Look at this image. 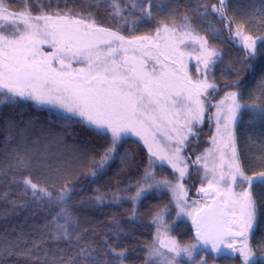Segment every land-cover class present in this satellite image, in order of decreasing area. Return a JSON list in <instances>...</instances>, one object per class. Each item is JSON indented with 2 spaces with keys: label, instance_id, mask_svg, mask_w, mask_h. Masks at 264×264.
<instances>
[{
  "label": "snow or ice",
  "instance_id": "obj_1",
  "mask_svg": "<svg viewBox=\"0 0 264 264\" xmlns=\"http://www.w3.org/2000/svg\"><path fill=\"white\" fill-rule=\"evenodd\" d=\"M24 4L17 12L7 0H0V109L8 110L0 112L8 160L6 166H0V176L11 174L10 183L21 188L20 195L30 193L38 206L46 203L58 209L40 230L41 241L57 246L42 250L39 242L32 241L29 247L23 234L15 240L0 238V264L11 256L34 264H127L128 260L129 249L119 247L121 237L128 233L115 215L102 245L85 239L89 230H80L79 219L69 206L72 190L65 177L67 169L50 164L31 148L27 139L31 121L17 120L11 114L28 102L58 109L65 121L81 123L108 141L99 160L89 166L92 177L102 175L117 158L123 167L128 166L135 154L125 149L121 155L119 151L127 137L143 143L148 163L135 184L109 192L97 188L88 201L92 206L130 201L131 223L139 213L137 204L148 193L167 190L171 194L168 204L151 213L156 229L151 244L144 246L142 264H208L207 255L196 259L202 251H210L214 259L223 255L238 264H264V256L257 258L251 243L264 224V162L249 174L236 134L242 111L251 114L249 123H264V76L258 84L257 102L241 103V68L255 72V61L264 56V35L247 32L248 20L236 22L238 9L230 6V0H216L210 8L209 0H197L179 21L178 9L173 8L154 31L141 35L135 34L139 22L154 19L153 11L160 10L152 0L147 4L144 0H111L107 14L115 28L98 23L93 11L81 9L74 15L72 9L61 10L58 3L53 9L51 0L47 4L24 0ZM257 11L264 13V7ZM210 14L222 28L210 23L204 27ZM130 20L129 34L124 35L121 28ZM198 27H203L204 35ZM223 30L228 39L242 46L244 55L241 68L232 66L229 73L235 78H225L222 85L230 90L213 103L220 90L212 78L213 66L223 62V54L210 41L218 39ZM191 59L196 61L195 75L189 70ZM206 118L210 127L215 124L210 147L192 160L185 152L193 140H199V126ZM38 165L52 169L49 177L58 174L64 178L55 196L48 186L33 182L31 171ZM165 165L171 173L158 176ZM192 169L200 176L196 189L200 198L189 201L185 182ZM7 197V192L0 195V199ZM11 203L13 207L27 206L16 200ZM172 204L177 218L191 221L192 243L182 244L170 234L175 221L168 222L165 214ZM61 241L69 247L60 248Z\"/></svg>",
  "mask_w": 264,
  "mask_h": 264
},
{
  "label": "trees",
  "instance_id": "obj_2",
  "mask_svg": "<svg viewBox=\"0 0 264 264\" xmlns=\"http://www.w3.org/2000/svg\"><path fill=\"white\" fill-rule=\"evenodd\" d=\"M7 2L12 11L18 12L25 6L24 0H7ZM31 2L35 4V0H31ZM48 2L49 0H43L45 4ZM144 2L147 4L148 0H144ZM152 2L154 5H158L160 10L158 12L153 11L154 19L139 22V27L135 31L136 35L154 31L158 23L171 15L173 8L178 9L176 19L179 21L188 12L189 8L196 6L197 0H152ZM51 3L53 9L58 3L61 10L65 8L72 9L74 15L81 9L93 11L98 23L112 28L116 27L115 21L109 19L107 14L111 10V0H109V3H105L104 0H51ZM212 3H216V0H209V8ZM230 6L238 9L237 23L243 20L249 21L246 25L247 32L254 36L264 35V13L257 11V9L264 7V0H230ZM33 11H36L35 7H33ZM229 14L231 15V12ZM136 15H139V13L137 12ZM252 17L255 18L253 19ZM168 22L171 23V21ZM209 23L215 27L222 28V24L218 23V18L214 14L209 15L204 27H207ZM129 26H131V20L121 28L122 34H129ZM197 31L204 35L203 27H198ZM228 35L227 30H223L219 34L218 39L210 41L223 54V62H218L213 66L214 75L212 78L220 86V90L216 95L230 90L223 88L222 85L225 82V78H235L234 73L231 75L229 73L232 72V66L241 68L240 60L244 55L243 48L236 47L233 40L228 39ZM262 76H264V56H260L255 61V72L241 68L242 104L257 102V98L260 97L258 84ZM7 111V109H0V112ZM11 114L17 120L22 119L23 122L31 121L27 130L28 144L31 148L38 151L39 155L46 158L50 164L67 169L65 177L71 181L70 188L72 190V199L69 201V206L79 219L80 230L82 232L84 229L89 230L85 234V239L93 240L97 245H102L104 234L109 232L112 227L111 219L115 215L125 232L128 233L121 237L119 243L120 248L127 247L129 249L127 264H142L146 254L144 246L151 244L155 232V225L151 223V213L157 210V206L162 207L168 204L171 198L169 193L167 191H164L163 194L148 193L137 204L139 213L136 220L131 223L128 221L132 207L130 201L125 199L119 205L105 203L96 206L90 205L88 201L94 198L97 188L101 192H109L114 191L117 187L124 189L129 184H135L148 163V154L144 146L137 140L126 138V142L121 144L119 151L121 155L124 154L125 149L129 153L135 154L134 159L130 157L128 166L123 167L120 159L117 158L110 162L102 175L92 177L88 174L89 166L93 160H99L103 150L108 146L107 140L97 137L94 132L81 123H69L63 119V115L56 111L44 106H36L32 102L17 108ZM250 120L251 114L248 111H242V122L236 126L238 151L245 167L249 169V174H251V169L257 168L264 162L261 160V157L264 156V123L259 121L249 123ZM210 128L209 123L207 121L204 122L200 128L199 139L207 137L210 134ZM5 139L6 135L3 131V126L0 124V166H6L8 163L5 155ZM33 141L39 142L33 144ZM198 143L199 140H193L189 146L197 145ZM50 171L52 169L45 170L43 166H35L31 171V178L33 182L41 186H48L55 196L65 180L58 174H53L49 177ZM169 173L171 172L164 168V172L158 173V176ZM24 175H28V173H24ZM191 176L195 177L193 171H191ZM194 177H189L188 182H186L189 188V195H192L196 188V184L193 182ZM169 178L171 179L172 177L169 176ZM11 179V174L7 177L0 176V195L8 193L7 199H0V238L6 237L8 240H15L18 235L23 234L24 239L28 241L29 247H31L32 241H37L42 250L55 249L56 244L47 240L41 241L40 230L47 221L52 219L58 209L54 206L49 207L46 203H41L38 206L31 199L30 193L28 196L20 195L21 188L10 183ZM134 191L135 188L132 189L133 193ZM13 200L18 203L26 202L27 206L13 207L11 203ZM168 214L174 217L175 208L173 204L169 206ZM169 215H166L168 220H170ZM179 220L175 221L174 230L170 234L180 240L182 244L192 243L194 240L192 225L186 220ZM111 239L114 240L115 238L112 237ZM251 243L256 257L264 256V224L257 230ZM59 247L68 248L69 245L61 241L59 242ZM203 255H207L208 264L236 263V259L233 257L221 255L214 259L212 254H206L203 251L196 255V259L199 260L200 256ZM5 264H34V262L11 256L5 257Z\"/></svg>",
  "mask_w": 264,
  "mask_h": 264
},
{
  "label": "rangeland",
  "instance_id": "obj_3",
  "mask_svg": "<svg viewBox=\"0 0 264 264\" xmlns=\"http://www.w3.org/2000/svg\"><path fill=\"white\" fill-rule=\"evenodd\" d=\"M233 42H234V45L236 46V47H240V48H242V46H240V44L237 42V41H234L233 40ZM195 68H196V61L194 60V59H191L190 61H189V70H190V72H192L194 75H195ZM223 94H224V92H222V93H220L219 95H216L215 96V99L213 100V103H215V100H219L222 96H223ZM44 107H47V108H50L49 106H44ZM50 109H52V110H54V111H56L57 113H59V114H61V115H64L60 110H58V109H54V108H50ZM211 111H215L214 109H211ZM207 121V118L205 119V122ZM202 127V125H200L199 126V129ZM215 131V124H214V122H213V124L211 125V128H210V134L207 136V137H201L200 139H199V143L197 144V145H193V146H189L188 147V149L186 150V152H185V155H187V156H190L191 157V159L192 160H194L195 159V156L196 155H198L200 152H202L205 148H207V147H210V144H209V137L211 136V134L213 133ZM127 138H130V139H133V140H137L140 144H142L143 145V143L142 142H140L139 140H138V138H136V137H127ZM145 148V147H144ZM146 149V148H145ZM146 151H147V149H146ZM148 154V153H147ZM164 168H167L170 172H171V169L167 166V165H165L164 166ZM191 171H193V173L195 174V177L194 176H191L190 175V178H193L194 177V179H193V182H194V184H196V188H195V190L193 191V194L192 195H189V201H191V200H193V199H199L200 197H198L197 196V193H196V189L200 186V183H201V181H200V176L197 174V172H196V170L195 169H192ZM186 182H188V179L186 180ZM185 182V183H186ZM186 187L188 188V186H187V184H186ZM189 189V188H188ZM165 191H167V190H165ZM169 195H170V197H171V194L169 193ZM173 206H174V208H175V205L173 204ZM166 215H169L168 213L166 214ZM165 215V219L168 221V222H172V221H176V220H179V219H183V220H186V221H188L190 224H191V221L187 218V217H179V218H177L176 217V209H175V215H174V217H172V216H170L169 215V217H170V220H168L167 219V216ZM180 221V220H179ZM155 229H156V225H155ZM154 234H155V232H154ZM198 254V253H197ZM196 254V255H197ZM235 264H238V261L236 260V263Z\"/></svg>",
  "mask_w": 264,
  "mask_h": 264
},
{
  "label": "water",
  "instance_id": "obj_4",
  "mask_svg": "<svg viewBox=\"0 0 264 264\" xmlns=\"http://www.w3.org/2000/svg\"><path fill=\"white\" fill-rule=\"evenodd\" d=\"M192 236H193V238H194V231L192 232ZM206 254H211V253H210V251H209V252L206 253Z\"/></svg>",
  "mask_w": 264,
  "mask_h": 264
}]
</instances>
